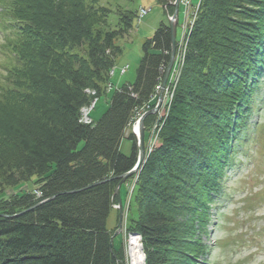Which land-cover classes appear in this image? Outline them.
<instances>
[{
  "label": "trees",
  "instance_id": "1",
  "mask_svg": "<svg viewBox=\"0 0 264 264\" xmlns=\"http://www.w3.org/2000/svg\"><path fill=\"white\" fill-rule=\"evenodd\" d=\"M174 1L158 0L171 14ZM111 12L101 0H0L8 55L0 79V191L34 180L42 193L0 199V264H126L123 243L117 249L114 241L116 255L110 250L118 229L107 227L118 198L114 177L137 162L129 128L164 79L172 44L163 22L142 44L134 82L114 91L97 121L81 123L92 100L86 90L105 93L122 53L117 40L138 16L119 8L111 28ZM186 51L160 144L131 195L127 232L142 237L146 264H211L201 259L210 251L201 234L211 210H220L213 203L224 194L262 84L264 0H202ZM125 136L130 153L121 150Z\"/></svg>",
  "mask_w": 264,
  "mask_h": 264
},
{
  "label": "rangeland",
  "instance_id": "2",
  "mask_svg": "<svg viewBox=\"0 0 264 264\" xmlns=\"http://www.w3.org/2000/svg\"><path fill=\"white\" fill-rule=\"evenodd\" d=\"M188 1L191 6L186 10L184 0H180L176 53L167 82L163 86L162 80L150 104L147 103L141 107V111L139 112L141 116L152 109V105L155 102L159 101L161 91H163L161 103L163 104L164 102L161 111L164 113V117L169 116L187 56L185 46H181L179 43L183 33L180 20L182 23L185 22V12H187L188 17L193 10L198 14L202 2V0ZM101 4L107 5L112 9L108 20L111 28L117 27L119 8H126L137 14L141 7L151 8V10L141 19L136 17L130 32L117 40V44L122 48V53L118 55L115 66L109 72L110 82L106 87L105 93L100 96H98L97 91L94 94L88 93L96 103L95 108L90 113L94 121H97L107 110L116 89H119L124 83L134 82L137 68L143 55V42L153 36L161 23L168 22L166 7L158 2V0H101ZM173 14L174 12L172 13V17ZM5 34L6 31H1L0 29L1 80L4 78L3 75L6 74L4 64L8 56L5 50L1 51ZM110 90L112 91L108 93ZM256 97L254 112L249 118V130L246 137L243 138V144L237 153L236 163L224 181V195L221 197V204H219L220 210L217 214V222L215 223L212 219L210 225L207 227V233L201 234L202 241L206 243L208 248L213 245L210 252L211 257L209 258L211 264H264V74ZM159 113L154 115L152 127L154 123H157ZM163 116L162 119L164 118ZM133 125L134 123L131 124L129 131ZM149 142L148 139V145ZM121 150L124 153H130L131 151V141L126 136L121 143ZM137 180V175H134L133 179L125 183L121 189L120 200L124 208L123 232L119 233L114 239L117 249H120L122 243L124 244L126 264L130 262L133 264L136 260L135 257L130 260L132 257L129 243L131 237L134 236L139 239L141 252L143 251L142 237L127 232V226L131 217V195L136 188ZM36 187V181L34 180L25 184L22 183L18 187L0 191V199H6L18 192L34 191ZM36 196L38 198L42 196V193ZM119 216V201L117 198L107 221L109 230H113L117 226L119 227ZM134 216H136V213H134ZM142 260L145 262L144 258L140 257V261Z\"/></svg>",
  "mask_w": 264,
  "mask_h": 264
},
{
  "label": "water",
  "instance_id": "3",
  "mask_svg": "<svg viewBox=\"0 0 264 264\" xmlns=\"http://www.w3.org/2000/svg\"><path fill=\"white\" fill-rule=\"evenodd\" d=\"M179 4H180V0H175L174 2V6H175V10H174V14L173 17L170 18L169 21V26H170V31H171V44H172V49H171V57H170V62L168 64V67L166 69L165 72V76L163 79V86L166 84L170 70L173 66V62H174V58H175V53H176V37H177V24H178V15H179ZM162 93L163 91H161L160 96H159V101L158 104L155 108L148 110L147 112H145L139 119V124H140V129L139 131H134V134L137 138V143H138V147H139V154H138V159H137V163L136 166L128 171L125 172L121 175L115 176L114 178H119L120 182L117 185V187L115 188V195L118 197V201H119V212H120V216H119V220H120V225L118 227V229L114 232V234L111 236L110 238V250L112 252L113 255H116V253L114 252L113 249V244H114V239L115 237L121 232L122 230V221H123V215H124V208H123V204L121 203L120 200V187L125 183V181L132 176L133 174H135L138 171V168L140 167V165L143 163L144 158H145V119L147 116L154 114L158 107L161 104V98H162ZM107 179L101 180V181H97L96 183H94L93 185H97L100 183L105 182ZM54 196L46 199V200H41L40 202L36 203L34 206L25 209L23 211H21L19 214L24 213L27 210H30L34 207L39 206L40 204L53 199Z\"/></svg>",
  "mask_w": 264,
  "mask_h": 264
},
{
  "label": "built area",
  "instance_id": "4",
  "mask_svg": "<svg viewBox=\"0 0 264 264\" xmlns=\"http://www.w3.org/2000/svg\"><path fill=\"white\" fill-rule=\"evenodd\" d=\"M184 2H185V0H184ZM184 4L186 6V10H188L190 8V6H191V5H189V1L188 0ZM149 11H150V8L148 9L146 7H141V9L139 11V19H141L142 17H144ZM194 13H195V15H194ZM185 15H186L185 22L184 23H182V22L180 23V26H182L181 29L183 30V33H182V39L180 40L179 43H180L181 46H185V48L187 50V44H188V40H189V36H190L189 34H190V31H191V29H192V27H193V25H194V23L196 21L197 12L195 10H193V12L191 14H189V17L187 16V12H185ZM170 17L172 18V16H170ZM185 35H186V37H185ZM112 72H113V70H112ZM86 91L89 94L96 93V90H94V89H87ZM95 104H96L95 103V100L94 101L91 100L89 104H87V105H85V106H83L81 108V115H80V122L81 123H83V124H93V120H92V118L90 116V113L93 110ZM163 104H164V102H163ZM163 104H161V107L163 106ZM140 111L141 110H139L137 112V114H136V116L134 118V121H133L134 125H133V127H135V124L137 123V120H138L139 116H141L139 114ZM163 115H164V113L161 111V108H160L159 117L157 116L158 117L157 123L156 124L154 123V126L153 127L151 126V128H152V132L151 133H153V134H152V136L150 135V139H149V141H150L149 142V145H150V153L152 152V150H154L159 145V141H160L159 134L160 133L157 132V131H155V128L156 129H159L160 126L163 125V122H160V119L162 118ZM36 193L38 195L41 194L40 191H37ZM142 254H143V252H142ZM132 258L133 257H131L130 260ZM129 264H131V262ZM133 264H135V262H133ZM142 264H145V262L143 260H142Z\"/></svg>",
  "mask_w": 264,
  "mask_h": 264
},
{
  "label": "bare ground",
  "instance_id": "5",
  "mask_svg": "<svg viewBox=\"0 0 264 264\" xmlns=\"http://www.w3.org/2000/svg\"><path fill=\"white\" fill-rule=\"evenodd\" d=\"M157 104H158V101L157 102H155V104H153L152 105V107L153 108H155L156 106H157ZM152 108V109H153ZM160 108H161V104H160V106L158 107V109H157V111L154 113V114H152V115H157L159 112H160ZM150 116V115H149ZM148 117V116H147ZM146 117V118H147ZM164 117V116H163ZM166 116L162 119H160V122H163V125L162 126H160V128L159 129H156L155 128V131H157V132H159V133H161V130L163 129V127H164V123H165V121H166ZM145 123V122H144ZM139 129H140V124L137 122L136 124H135V127H133L132 129H131V131H139ZM146 132H147V140H145V158H144V161H143V163L140 165V167L138 168V171L135 173V174H133L132 176H134V175H137V178H138V175H139V172L141 171V169H142V167H143V164L146 162V160L149 158V156L151 155V153L155 150H152V152L150 153V145H148L147 144V142H148V139H150V135L152 136V134L153 133H151L152 132V128H150L149 130H147L146 129V126H145V135H146ZM139 148V147H138ZM138 154H139V151H138ZM137 159H138V157H137ZM137 163V162H136ZM135 166H136V164H135ZM134 166V167H135ZM133 167V168H134ZM132 168V169H133ZM131 169V170H132ZM130 171V170H129ZM128 172V171H127ZM131 177V176H130ZM123 232V227H122V230H121V232L120 233H122ZM129 243H130V246H131V252H132V257H135V264H142V261H140V257H142V258H144V254H142V252H141V245H140V241H139V239L137 238V237H131L130 238V241H129Z\"/></svg>",
  "mask_w": 264,
  "mask_h": 264
}]
</instances>
